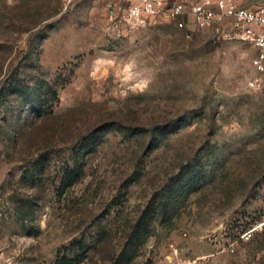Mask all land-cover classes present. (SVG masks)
Segmentation results:
<instances>
[{"label":"rangeland","instance_id":"374dc122","mask_svg":"<svg viewBox=\"0 0 264 264\" xmlns=\"http://www.w3.org/2000/svg\"><path fill=\"white\" fill-rule=\"evenodd\" d=\"M125 0H0V264H264L256 50Z\"/></svg>","mask_w":264,"mask_h":264},{"label":"built area","instance_id":"2783aa9c","mask_svg":"<svg viewBox=\"0 0 264 264\" xmlns=\"http://www.w3.org/2000/svg\"><path fill=\"white\" fill-rule=\"evenodd\" d=\"M77 1L61 0L62 12L71 11ZM150 17L247 43L256 50L253 67L264 71V0H125L120 21L133 29Z\"/></svg>","mask_w":264,"mask_h":264}]
</instances>
